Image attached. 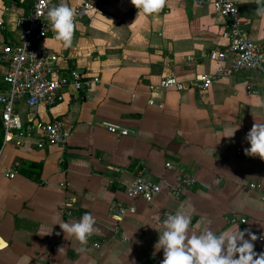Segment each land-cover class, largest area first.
<instances>
[{"label": "crops", "instance_id": "0c3cea01", "mask_svg": "<svg viewBox=\"0 0 264 264\" xmlns=\"http://www.w3.org/2000/svg\"><path fill=\"white\" fill-rule=\"evenodd\" d=\"M94 1L97 10L74 24L71 47L53 33L41 43L56 57L53 77L77 71L83 80L99 78L79 90L65 86L61 101L36 110L38 120L63 122L67 143L40 148L31 129L21 144L2 148L0 264H161L163 249L155 244L163 219L177 210L191 216L189 235L240 227L258 236L254 250L264 252V160L244 151L247 133L264 124V77L243 70L205 90L161 87L169 76L188 81L215 72L218 63L208 53L227 46L224 17L209 2L168 0L165 9L145 15L131 0ZM61 2L73 7L81 0ZM32 4L0 0V48L18 43L19 18ZM256 7V0H240L245 35L264 55V19ZM17 107L32 125L26 103ZM108 124L129 133H112ZM140 174L164 183L153 203L128 195ZM184 177L194 184L181 183ZM115 201L136 211L117 217ZM85 212L98 230L82 246L59 224Z\"/></svg>", "mask_w": 264, "mask_h": 264}, {"label": "built area", "instance_id": "2783aa9c", "mask_svg": "<svg viewBox=\"0 0 264 264\" xmlns=\"http://www.w3.org/2000/svg\"><path fill=\"white\" fill-rule=\"evenodd\" d=\"M168 0H163L161 10L166 8ZM195 6L211 3L217 14L225 19L223 36L228 43L226 48H213L208 53L211 60L218 63L215 72L211 75H198L188 81H179L175 76L166 77L161 81V87L174 88L179 91L193 88L205 90L216 80L222 77H230L243 70H255L264 77V55L261 47L247 38L245 35V21L240 9V0H184ZM56 0H33L30 11L19 18L21 33L19 41L15 45H4L0 48V159L2 148L15 141L22 143L21 138L35 130L40 135L39 147L48 145H65L70 132L64 127L61 120L41 121L35 118L36 110L40 104L52 106L63 99V88L73 87L76 90L90 86L93 81L83 80L77 71L72 77H53L55 55L49 53L41 46L42 41L52 35L48 26L46 12L49 7L55 6ZM74 12V24L77 21L89 17L97 10L94 0H81L77 6L70 7ZM37 13L39 16H37ZM1 65L6 67L1 69ZM26 103L32 125H26L23 121L18 102ZM153 104V100L149 101ZM107 128L115 134L127 135L129 131L117 125L108 124ZM14 171L10 172L11 177ZM193 177H184L181 183L194 184ZM163 181H149L141 174L138 175L128 189V195L132 198L141 197L148 203H153L163 191ZM132 193H135L134 195ZM170 193L178 197L180 191L176 187L170 189ZM111 211L117 217L126 212H135L134 205L127 207L120 201H115ZM245 222V219L241 220Z\"/></svg>", "mask_w": 264, "mask_h": 264}, {"label": "clouds", "instance_id": "9594fccd", "mask_svg": "<svg viewBox=\"0 0 264 264\" xmlns=\"http://www.w3.org/2000/svg\"><path fill=\"white\" fill-rule=\"evenodd\" d=\"M131 3L139 10L138 14L145 15L154 14L163 6V0H131ZM256 4V15L264 19V0H256ZM46 18L54 39L61 42L64 48L71 47L74 33L73 10L61 2L48 8ZM233 135L234 133L224 137ZM246 140L250 147L244 150L245 154L264 160V124L255 123L247 133ZM183 207L181 205V209ZM190 223L191 216L182 210L168 214L163 219V231L159 232V239L155 244L157 250L163 249L161 264H264V252L257 253L254 250L253 242L258 236L249 230L229 228L216 234L205 227L198 234L189 235ZM59 227L65 234L74 236L82 246L98 230L94 216L88 212L82 214L78 221L63 222ZM246 234L248 238H245Z\"/></svg>", "mask_w": 264, "mask_h": 264}, {"label": "trees", "instance_id": "16d2710c", "mask_svg": "<svg viewBox=\"0 0 264 264\" xmlns=\"http://www.w3.org/2000/svg\"><path fill=\"white\" fill-rule=\"evenodd\" d=\"M0 131H1V124H0Z\"/></svg>", "mask_w": 264, "mask_h": 264}]
</instances>
